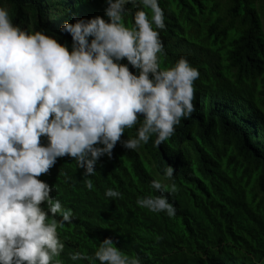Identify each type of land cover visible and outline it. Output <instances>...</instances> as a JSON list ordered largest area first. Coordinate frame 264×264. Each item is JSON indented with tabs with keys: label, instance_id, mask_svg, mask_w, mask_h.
I'll return each mask as SVG.
<instances>
[{
	"label": "trees",
	"instance_id": "obj_1",
	"mask_svg": "<svg viewBox=\"0 0 264 264\" xmlns=\"http://www.w3.org/2000/svg\"><path fill=\"white\" fill-rule=\"evenodd\" d=\"M159 3L166 24L158 30L161 67L183 57L198 69L196 110L160 147L155 135L135 151L118 142L112 159L102 157L96 174L87 177L91 190L84 169L68 156L38 177L74 215L58 229L65 248L57 259L74 264L70 253L93 256L103 239L112 238L141 264H264V0ZM0 7L22 29L55 36L69 47L71 36L59 31L65 22L107 19L105 0H0ZM125 8V23L134 26L137 8ZM138 128L126 129L121 139L135 137ZM168 165L176 174L177 191L168 195L174 217L136 204L160 195L151 184ZM108 188L121 197H106Z\"/></svg>",
	"mask_w": 264,
	"mask_h": 264
},
{
	"label": "clouds",
	"instance_id": "obj_2",
	"mask_svg": "<svg viewBox=\"0 0 264 264\" xmlns=\"http://www.w3.org/2000/svg\"><path fill=\"white\" fill-rule=\"evenodd\" d=\"M105 3L107 19L80 18L60 28L71 36L70 47L55 36L22 29L0 7V264H62L57 258L65 244L58 229L74 215L38 179L58 158L75 160L91 190L87 177L96 174L102 157L112 159L118 142L135 151L155 135L160 147L196 110L198 69L183 57L171 68L161 67L158 30L166 24L159 0ZM126 4L137 8L131 27L125 23ZM138 124L135 137L121 139ZM175 177L168 165L164 177L151 184L160 195L136 204L174 217L168 195L177 191ZM121 195L111 188L105 192L113 199ZM69 258L74 264H141L112 238L103 239L93 256L76 251Z\"/></svg>",
	"mask_w": 264,
	"mask_h": 264
}]
</instances>
